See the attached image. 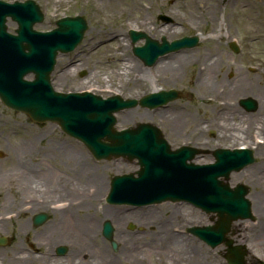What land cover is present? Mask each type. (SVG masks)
<instances>
[{
  "label": "rangeland",
  "instance_id": "374dc122",
  "mask_svg": "<svg viewBox=\"0 0 264 264\" xmlns=\"http://www.w3.org/2000/svg\"><path fill=\"white\" fill-rule=\"evenodd\" d=\"M118 1L120 4L122 3L126 6L132 0ZM136 1H138L139 5L141 2L143 3L144 11L142 13L140 11H136V13H134V15H132L130 18L131 20H135V18L139 19L142 15L146 16L147 19L145 20L148 26L143 29L146 33H155V31L160 28L164 22L158 20V17L162 15L161 13H163V15L167 14V10L169 11L170 6L173 8V11L170 12L171 16L168 14L167 15L172 18V23L168 24H172L173 26H176V29L180 30V32L175 34L176 36L170 40H174L175 38H180L185 35H199L200 41L196 47L186 49L191 52L192 61L189 67L186 68L185 72H180L179 76L174 75L172 77L164 78L162 76H158L157 74V76H154L150 74L149 71H147L148 77L152 81L151 83L157 85L160 88L159 90H179L181 93V97L179 99L169 102L167 105L159 108L150 109L140 105L137 107L128 108L132 110H136L135 108H137L139 112L143 113L146 111H163L164 109H167L168 114L163 118L161 116H155L153 118L147 119H142L133 115L132 118H129L127 122L121 123L117 117V114L123 111L121 110L115 114V127L116 129H122L136 125L140 122L152 123L161 130L163 136L167 139V141H169V143L172 144V146L179 147L183 144H187L192 147L195 146L200 148L201 153L198 154L194 159L195 163H209L214 160L213 150L217 149L218 147H234L240 143V141L238 142L237 139L235 140L232 137H226V139L221 140L218 139L216 115L219 116L218 114H220V112H223L224 110L228 111V108H230L228 104L223 105L225 104L224 102L230 103L231 106H236L238 98L242 95L238 93L235 96L229 94V96H223L222 100L220 98L221 95L228 93L227 91H229V88L232 86V80L238 75L237 72L243 71L246 78L245 71L250 74L248 65L251 61L264 62V0H172L173 3L170 0ZM44 3L46 4V0H44ZM64 13L70 14L72 16L76 13L82 15L88 22V29L85 33L84 39L75 50L68 53L58 54L57 63L51 75L52 84L56 90L63 92L77 91L82 90L80 87L95 83L97 86L109 84L112 86L111 88L117 89L118 92L112 90L111 88L105 90L103 88L97 87L96 85L95 87L88 89L94 94L100 95L104 98L118 94L124 99H139L143 95L150 93L149 91L139 96H131L129 93L125 92L134 85L131 83H126L127 77H125L123 72L127 70L128 61H121V59L131 56L140 61V66H146L143 61L133 52V47L144 44V40L140 39L136 42H133L130 36V30L132 29L125 30L126 35H128L131 39L130 41L132 46L126 50L124 55H122V49L118 50L119 54L116 56L118 61H113L114 59L112 57V53L113 50H115L114 46L115 42L118 40L117 38L122 34L119 29H121V26L127 20L128 15L126 13L115 10L112 7L110 0H62L60 3H56L55 1L51 0V5L48 9H45L44 21L42 23H37L35 28L38 30H46L48 28L55 27L56 21L61 18ZM174 13H177V15ZM137 23H139V21H137ZM149 23H151L152 26H155V29L153 27L152 29H149ZM16 27V23L9 19L8 29L11 32H14ZM116 30H119V32L116 33V36L118 37L112 40L115 38V35H110L109 32L112 33ZM162 36L164 35H156V38H161ZM232 39H237V41L240 43L242 49L240 53H235L231 49L229 43L232 41ZM198 54L201 55L199 58L214 56V59H219L222 57L225 60L220 61V66L215 68V75L213 73V76L209 78L211 87L216 85L217 91L214 93L218 94L217 99H214L212 96H210V94H207L206 97H203L201 94H199L200 88L197 84V80L200 75H204V72L201 70V61H197L195 59V56ZM61 59H63V61H61ZM71 63L80 65V68L74 70L73 76L64 79L57 78L60 77L61 71L65 65ZM117 65H119L120 72H122V78L119 76H112V78H110L111 80H109V75L112 74V70H115ZM31 77H33V75H31ZM255 80L262 86L263 83L259 81L258 78ZM151 83H148V85ZM135 90L141 91V88H136ZM179 111H184L187 113V118L185 120L186 123H184L180 129L176 131H170V128H168L167 125H169L170 121L174 117L173 113H177ZM49 126H55V133L48 131ZM198 133L202 134L200 142L196 140V135ZM55 148H60V150L66 149L69 151L74 150V152L79 153L82 158L86 156L89 163H91L93 167H102V169L99 170V173H101L103 180L108 184L109 189L107 190V194L110 191L111 179L114 175L134 172L139 169L138 161L136 159L128 160L123 157H111L109 159L95 158L82 141L67 134L65 131H63L58 123L53 121L35 122L27 113L7 107L0 99L1 213L4 214L5 212L17 209L18 204L22 203V185L18 183V179H20V176L22 175L30 174V172L28 174L26 173L27 169L25 170L22 168L23 165H29L32 167V169L34 168L45 171L43 174L42 172H34L32 175H30V184L33 187L38 186L43 190H48V184L50 181L52 183L55 182L60 184H64L68 181L74 182L75 186L80 188V191H83L84 195H87V193L90 196L92 195L95 190V183L90 180V176L93 173L95 174L96 171L94 170L92 171L93 173L80 175L78 171L81 170V167H74L73 163L68 162L65 155L57 152ZM26 150H28L27 155H24L26 158H22L21 155L24 154ZM256 161L253 164H250V166H253L259 160L257 162ZM119 166H122L123 168H120ZM124 166H128V168H124ZM240 172L241 171H239V173ZM47 178L49 183L47 182ZM228 182L231 186H236L243 183L248 189L247 195H251L252 186L250 183H247L245 179L232 180L231 175L228 179ZM54 186L55 185L50 188L51 191H49V193H44V191L41 194V197H43L42 199H45L46 203H49L45 209L35 210L33 213H30L29 211L24 215L18 216L13 222H10L11 224H9L7 228L0 232L1 235H11L13 230H16L17 225H19L21 221L30 219L32 214L47 212L49 214V220L44 225L39 227H34L31 225L28 233L31 236L42 231L46 236H49L51 231L45 232L43 230L46 228L49 229L55 227L56 225L54 220L58 217L56 216L57 214L55 215L53 212V210H55L53 204L55 201H58L59 199H65L72 203L71 205L73 206H79V204L81 205L83 203L81 202L82 198L80 195L67 196L63 194L64 196L55 197V190L58 191L59 188H54ZM11 188H15L18 191L16 194V198L18 200L15 204L16 206L11 204L13 201L11 198H9L11 195ZM107 194L105 196L101 194L99 199L100 201L97 200V202H94L95 204H98L99 210L98 212L95 211L93 213V224L90 222L91 226L94 225L95 228L92 234L94 238L84 239V241L79 239L77 242L81 243V246H74L70 240L65 238L67 242H65V244H60L68 247L65 257H51L52 260H59L60 258V260L63 261L65 258L70 263L73 258L79 257L78 253H75V249H80L82 251L84 250L85 253L91 256L93 259L92 264H96L94 256L96 255L97 257L100 250L108 252L107 254H111V257L115 258L117 255H121L118 253H124L126 250H130L126 246V249L122 251L125 243L129 242L130 236L135 239V236H138V231H146L145 225L139 224L135 219L134 221L133 219H125L124 217L123 219L104 215L102 207L111 205L106 200ZM5 201L6 203L4 204ZM249 201L251 205V216L246 219L239 218L233 221L232 230L228 234V237L231 239L233 246H241L245 251V264H263L264 257L260 255L256 257L254 255L253 258L250 254H252L254 250L252 249L251 245L242 237L241 230L244 232H249L248 228H250L253 223L264 219L260 212L258 216L256 215L257 217L254 216L252 212V203L254 201H252L251 198H249ZM27 202L34 204L32 199H27ZM164 202L180 205L187 204V206H190L191 209L195 211L193 214L191 213L186 216V219L191 218L192 221L195 222H193L192 225L190 224L183 226L181 217L171 218L169 221L165 222L168 233L173 232L174 234L183 235L185 237L186 244L191 242V244H187V246H189L188 255H191L192 257L194 253L199 255V260L205 264H209L210 262L213 263L214 261L212 259H214V256L217 258V262L215 261L214 263L219 264V262H221V264H232L227 258V244L223 243L213 248L205 241H202L200 238L188 231L191 226L213 224L215 220L218 219L216 214H208L198 207L185 201ZM161 203H155L151 205L157 206ZM6 204H11L12 206L4 208L3 206ZM112 206L120 207V204H112ZM126 206L131 205L127 204ZM60 209L62 208H57L56 210ZM84 211L85 209L82 208L79 211H76V216L83 217ZM195 213L200 214L199 216H201V218L204 220L202 222L197 220L194 217ZM156 215L159 216L156 219L158 225L162 224L160 222L161 220L167 219L165 217L171 216L170 213H158ZM199 216L196 215L197 218ZM106 220L111 221L115 228L116 232L114 237L118 244V250H113L111 243L106 240L102 234V225ZM152 222L153 221H151V223ZM242 223L245 224L244 228L247 229L238 230V227ZM151 228L152 230L157 229L155 226H152ZM118 230H126L129 233V238L127 236L117 235ZM126 238H128V240ZM168 238L169 236L167 235L166 240ZM49 240L51 242L48 244L45 242V245L37 247V244L34 241L26 240L25 242H22V239L18 238L17 241L10 240L8 244L1 246V249H14L17 244L20 246L24 245L30 250H38L39 252H44L46 250L52 251L55 247L52 236L49 238ZM137 240L138 239H135L136 243ZM139 240H143L145 243L152 244L151 246H153L154 249L156 248V245L160 246L161 244L164 246L165 248L162 249L163 251L160 250L158 253L161 255H168L170 261L176 260L179 264H186V261H189L191 264V262L194 261V257L192 261L189 259L186 260L184 258V254H187L185 249L186 244L184 243L183 245H180L181 239L178 241H176V239L174 241H172V239L166 241L158 236L159 242L154 243L151 235H147L139 238ZM57 247L58 246H56V248ZM144 251H147V249L144 248ZM51 253L52 252H50V254ZM153 253L157 254L156 252ZM143 256L144 260H142V262L147 264H161L154 260V256H152V261H148V257L146 255ZM82 257L83 255L80 256V258ZM165 258L163 259L165 260ZM34 263L40 264V262L37 260H34Z\"/></svg>",
  "mask_w": 264,
  "mask_h": 264
},
{
  "label": "water",
  "instance_id": "95a60500",
  "mask_svg": "<svg viewBox=\"0 0 264 264\" xmlns=\"http://www.w3.org/2000/svg\"><path fill=\"white\" fill-rule=\"evenodd\" d=\"M18 23L16 33H10L7 17ZM43 14L32 6L0 1V98L5 105L28 113L35 121L58 122L64 131L82 140L97 159L125 156L139 160L135 173L116 175L112 179L107 200L110 203L149 204L164 200L188 201L208 213H217L214 225L194 226L190 232L212 247L225 242L229 260L244 264V252L232 246L227 233L232 222L251 216L247 187H231L221 177L229 178L254 159L248 149L218 148L215 162L188 163L199 152L192 147L172 150L158 127L140 123L133 128L116 130L114 112L137 106L157 107L176 99L178 91H160L137 99L112 96L107 99L90 92H60L51 83V72L58 52L73 50L83 39L87 23L83 17L65 18L51 31H38L34 24ZM133 41L142 34L131 32ZM198 37H184L169 43L148 39L144 46L134 47V53L147 65H153L159 55L182 47H192ZM30 73L33 80L25 79ZM105 139L107 141H105ZM47 219L46 213L35 216V224ZM104 235L111 239L113 226L104 223ZM113 247L117 243L112 241ZM65 252L66 248H61Z\"/></svg>",
  "mask_w": 264,
  "mask_h": 264
},
{
  "label": "bare ground",
  "instance_id": "6f19581e",
  "mask_svg": "<svg viewBox=\"0 0 264 264\" xmlns=\"http://www.w3.org/2000/svg\"><path fill=\"white\" fill-rule=\"evenodd\" d=\"M110 1L112 4V7L115 10L121 11L122 13H126L129 17V18L127 17V20L125 21V23H123V25L121 26V29H119L122 32V34L119 35L120 38L116 36V33L119 32V30H116L112 33L109 32L110 35H113V34L115 35V38H113L112 40L118 37L117 38L118 40L115 42V46H114L115 50H113V53H112L113 54L112 57L114 59L113 61L117 62L118 59H116V56L119 54L118 50L122 49L123 51L122 55H124L126 50H128V48L132 46V43L130 41L131 39L128 35H126L125 30L127 29L141 30V29H145V27H147L148 25L145 20L147 19L146 16L142 15L139 19L135 18V20H131L130 18L132 15H134V13H136V11L138 12L140 11L141 13L144 11L143 9L144 5L142 2L139 5L138 1L132 0L129 4L125 6L122 3L120 4L118 0H110ZM169 8L170 9L168 12H172L173 11L172 7L169 6ZM174 14L177 15V13H174ZM137 21H139V23H137ZM149 29H152L151 23H149ZM178 32H180V30L176 29V26H173L172 24L162 23L160 28L157 29L155 33L150 32V33H147L146 35L148 36V39H155L156 35L157 36L164 35V37L167 40H170L174 38L176 36L175 34H177ZM200 56L201 55L199 54L195 56V59L197 61H201L200 63V66L202 67L201 70L204 72V75H200V77L197 80V84L199 85V88H200L199 94H201V96L203 97H206L207 94H210V96H212L214 99H217L218 94L214 93L215 91H217L216 85L211 87V82L209 81V78L213 76V73L215 72V68L217 66H220L221 64L220 61H225V60L222 57H220L219 59L215 57L216 59H214V56L199 58ZM61 61H63V59H61ZM121 61H128L127 70L123 72V74L125 75V77H127L126 83L127 84L131 83L134 85L132 88H129V90L125 92L129 93L131 96H139L149 91L157 92L160 89L157 85H154L151 83L152 81L149 79L147 71H149V73L154 76L158 75L164 78L172 77L174 75L179 76L180 72H185L186 68L189 67L192 60H191V52L189 50H186V48H184L177 53H168L165 56L160 57L156 61L155 65L151 67L140 66V61H138L136 58H133L131 56L122 58ZM77 68H80V65L76 63L65 65V67L61 71L60 77H57V78L64 79V78L72 77L74 70ZM115 68H116L115 70H112V74L109 75L108 77L109 80H111L110 78H112V76L113 77L119 76L122 78V75H121L122 72H120L119 65H117ZM237 73L238 75L235 77V79L232 80V83H231L232 86L231 88H229V91H227L228 93L227 94L223 93L225 95L220 96L221 100L223 99V96H229V94L235 96L237 93L238 94H240L241 92L245 93L247 90H249V88H251L252 93H255L253 90V80H251L248 77L243 78L242 71H239ZM259 78L261 81H263V85H264V73L259 75ZM148 83H151V84L148 85ZM95 85L97 86V84L95 83L89 84L88 86L80 87V89L81 88L91 89L92 87H95ZM97 87L108 90L112 86L109 84L108 85L104 84V85L97 86ZM136 88H141V91L140 90L136 91L135 90ZM217 88H218V85H217ZM111 89L118 92L117 89H113V88ZM261 90L262 92H264V89H261ZM262 92H260L259 95L257 94V96H260L262 98V96L264 95V93L262 94ZM224 103L225 104L223 105L228 104L230 108H228V111L224 110L223 112H220V114H218L219 116L216 115V126L218 127V139L221 140V139H226V137L228 138L232 137L235 140L237 139L238 142L240 141V146L251 143L250 142V139H251L250 130L254 126L257 127L256 119L249 115L241 114V111H239L234 105L231 106L230 103H227V102H224ZM135 109L136 110H132V109L123 110L122 112L117 114L118 120H120L121 123H125L129 120V118H132L133 115L138 116L139 118H142V119H147V118H153L155 116H159V117L161 116L163 118L164 116L168 114L167 109H164L163 111H157V110L146 111L144 113L139 112L137 108ZM173 116L174 117L170 121L169 125H167L168 128H170V131H174V130L176 131L180 129L181 126L184 125V123H186L185 120L187 118V113L184 111H179L177 113L174 112ZM48 131H50L51 133H55V126H49ZM196 136H197L196 140L200 142L202 138V134L198 133ZM170 145L172 146V144ZM55 149L57 152H60L62 155H65L68 162L73 163L74 167H81V170L78 171L80 175L90 174V173H93L92 171L94 170L96 171L95 174L93 173L90 176L91 177L90 180H92V182L95 183V190L91 196L88 193L87 195H84L83 191H80V188L76 187L74 182H68V181L64 184L55 183V182L52 183L51 181L49 183L48 178H47V182L49 183L48 190L47 189L43 190L41 187H38V186L33 187L30 184L31 183L30 175H32V173L34 172H37V173L42 172L43 174L45 171H41L40 169L38 170L34 168L32 169V167H30L29 165H23L22 168H24L25 170L27 169L28 171L26 170V173L28 174L30 172V174L29 175L25 174V175L20 176L21 178L18 179V183L22 185V190H24L23 198L32 199L34 203L30 212H35V210L45 209L49 205V203H46L45 199H42L43 197H41L42 196L41 194L44 191H45L44 193H49V191H51L50 188L53 185H55L54 188H59L58 191L55 190V197L64 196L63 194L67 196L68 195L69 196H75V195L79 196L80 195L82 198L81 202H83L81 205L79 204V206H73L71 205L72 203H69V205H66V207L63 206L62 209L60 210H53L54 214L55 215L57 214L56 216L58 217L54 220V223L56 225L55 227H52L49 229L46 228L43 231L45 232L51 231L50 235L47 236V238L49 240V238L52 236L53 244L55 246L58 244H64L65 242H67L66 239L70 240V242H72L74 246H81L82 244L77 242L79 239L84 241V239L94 238L92 234L95 228H94V225L91 226V224H93L94 222L93 213L95 211L96 212L99 211L98 204L97 203L95 204L94 202L95 201L97 202V200L100 199L101 194L105 196L107 194V190L109 189V187H108V184L103 180L101 173H99V170L102 169V167H99V166L93 167L91 163H89L88 158L86 156L82 158V156L79 155V153L74 152V150L69 151L66 149L60 150V148H55ZM27 153H28V150H26L24 154L21 155V157L26 158L25 156L27 155ZM256 153L262 155L263 158L261 157L260 161L254 164L255 166L253 165L250 167H246L244 170H240L241 171L240 173L239 171H235L231 175H232V180L245 179L247 183L251 184L252 193L248 197L251 198L252 201H254L252 203V212L254 216L256 215L258 216L260 212L264 217V147L262 148L260 147L256 151ZM126 167L128 168V166H124V168ZM120 168H123V167L121 166ZM11 189L13 191H16L15 188H11ZM34 196H37V197H34ZM63 201H65V199H59L58 201H55V202L57 203V202H63ZM81 208L85 209L83 217L82 216L77 217L76 211H79ZM102 208H103L104 215H107L108 217H119V218L124 217L125 219L137 220L139 224L145 225L146 231L137 232L138 236H135L136 237L135 239H138L137 243L135 242V239H133V237L130 236L129 242L125 243V246L122 248V251L126 249V246L130 250H126L124 253H121V252L118 253L121 255H117L115 258H112L111 254H107L108 252L100 250L97 257L96 255L94 256L96 264H147L145 262H142V260H144L143 255H146L148 257V261H152V256H154V260L157 261V263L179 264L176 260L170 261V258H168V255H161L158 253V251L160 250L163 251L162 249L165 248L160 243H159L160 246L156 245V248L154 249L153 246H151L152 244L145 243L143 240H139V238H142L143 236L151 235L152 240L154 241V243H156V242H159L158 236L162 238L163 240H166V236L168 235L169 238L167 240L172 239V241H174L176 239V241H178L181 239L180 245H183L184 243L186 244L185 237L183 235L174 234L173 232L168 233L165 222L169 221L171 218L181 217L183 226H187L190 224L192 225L194 221H192L191 218L186 219L187 215L191 213L193 214L195 212L193 209H191L190 206H187V204L180 205V204H172L170 202H164L157 206L156 205H145L141 207H136V206L120 205V207H118V206L110 205V206H103ZM158 213H170L171 216L165 217L167 219L161 220L160 222L162 224L158 225L156 222V219L159 217L158 215H156ZM196 215L199 216L200 214L198 213L194 214V217L197 220H200V222L204 220L201 218V216L197 218ZM151 221L153 222L151 223ZM8 225H9V221H2L0 223V229H2L3 227L7 228ZM152 226H155L157 229L152 230L151 228ZM244 226L245 224L243 223L240 224V226L238 227V230L247 229V228H244ZM29 228H30L29 221L28 220L22 221V223L20 224V231L21 230L27 231ZM248 230L250 233L248 231L246 232H244L243 230L241 231H242L243 239L246 240L251 245L252 249L254 250L252 254L250 255L253 258H254V255L256 257H258L259 255L264 257V219H262L261 221L258 220L255 223H253V225L250 228H248ZM38 234H39L38 235L39 238L45 237V234L42 231L39 232ZM95 234H96V231H95ZM128 234L129 233L126 230L117 231V235L127 236L129 238ZM128 238L126 239L128 240ZM32 240L37 244V247H39L41 244L44 243L42 241H39L37 237L35 238V236ZM42 240L44 241L45 239H42ZM49 242L51 241L49 240ZM187 244H191V242H188ZM187 244L185 247L187 254H184V258L186 260L189 259L192 261L194 257L193 259L194 261L191 262V264H205L199 260L200 258L199 255L195 253L193 257L191 255H188L189 246H187ZM21 248L25 249L24 247H21L20 245L16 244L15 249L17 253L21 251ZM144 248H146L147 251H144ZM49 252L50 251L47 250V252H43L42 254L37 255L38 257H36V255L34 254H26V255L23 254L22 255V253L19 256L20 257H31V259L39 258L42 264H61V263H64V264L65 263L66 264H92V260H93L91 256H89V254L85 253L84 250L82 251L80 249H75V253L76 252L78 253L79 259L73 258L70 263L65 258L63 261H61L60 258L59 260L58 259L52 260L51 259L52 256L50 255ZM153 252H156L157 254ZM81 255H83L82 258H80ZM163 258H165V260ZM214 259L212 260L214 262L215 261L217 262L216 256H214ZM13 261H15V256H13L10 259L11 263H13ZM214 262L213 263L210 262L209 264H217ZM185 263L190 264L189 261H186ZM219 264H221V262H219Z\"/></svg>",
  "mask_w": 264,
  "mask_h": 264
},
{
  "label": "flooded vegetation",
  "instance_id": "af4514ba",
  "mask_svg": "<svg viewBox=\"0 0 264 264\" xmlns=\"http://www.w3.org/2000/svg\"><path fill=\"white\" fill-rule=\"evenodd\" d=\"M4 1H8V2H27L29 0H4ZM33 2V4L39 6L41 8V10L43 11L44 15H45V9H48L49 6L51 5V0H46V4L44 3V0H31ZM55 1L56 3H60L62 2V0H53ZM78 14V13H76ZM75 14V15H76ZM64 16H72L70 14H67V13H64ZM244 52V51H243ZM249 67V71H250V74L247 73L245 71V74H246V77L250 78L251 80H253V90L254 92L256 93H252L251 92V88H249V90H247L245 93L244 92H241L240 94L241 97L238 98V102L236 104V108L241 111V114H246V115H249L253 118L256 119V124H257V127H252V129L250 130V142H251V146L253 147V150H254V154H255V157L256 159H261V157L263 158L262 155L260 154H257L256 151L261 147H264V95L262 96V98L260 96H257V94L259 95L260 92H262L261 89H264V85L262 84V86L260 85V83L256 82V78H258L259 81L260 78H259V75H261L262 73H264V62H260V61H251L250 64L248 65ZM242 75L243 77L245 78V75H244V72L242 71ZM263 83V81H261ZM264 92H262L263 94ZM253 99L256 101V108L255 109H252V110H248L247 107L242 104L243 100H246V99ZM240 114V112H239ZM259 132V133H258ZM259 135V137H258ZM253 141V142H252ZM23 191L22 190V203L21 204H18V208L17 209H13L11 211H8V212H5V214H15V218L14 219H8V220H5V219H2V214L0 212V223L2 221H9V224H11L10 222H13L18 216L20 215H24L26 213H28L31 209H28L27 207L30 206V204L32 203H29L27 202V199L26 198H23ZM18 193V191H12V189H10V196L9 198L12 199L13 202H11V204L15 205L16 202L18 201L17 198H16V194ZM25 196V195H24ZM7 200V199H6ZM1 203V202H0ZM6 203V201L4 202V204ZM11 204H6L5 206H3L4 208H8V207H11L12 205ZM16 206V205H15ZM22 210V211H21ZM32 213V212H30ZM33 216L34 214H32L31 218L28 219L29 221V224L30 226L32 225L33 226ZM27 221V220H26ZM22 223V221L20 222V224ZM20 224L17 225L16 227V230H13V232L10 234H8V242L10 240H16L18 238H21L22 239V242H25L26 240L27 241H33L32 239L37 237V239L39 241H42L44 242L43 244H41L39 247L45 245V242L46 244L49 243V240L47 238V236L45 235L44 238H39L38 235L39 234H35V235H31L28 233L29 229L27 231L25 230H21L20 231ZM8 227V226H7ZM6 227H3L2 229H0V232L2 230H4ZM24 235V236H23ZM0 237H2L1 233H0ZM25 238V239H24ZM42 239H45L44 241ZM1 244H0V264H39V263H34V260H37L40 262V264H42V262L39 260V258H32L31 257H20L19 255H26V254H34L36 255V257H38L37 255H40L42 254L43 252H39L38 250H30L28 248H26V246H22L21 247H24L25 249L21 248V251L19 253H17L16 249H9V250H5V249H1ZM56 246H59L56 245ZM56 246L54 247V249L51 251L49 250L50 252H52L50 255L55 258V257H61L59 254H58V250L56 248ZM44 252H47L44 251ZM49 252V253H50ZM15 256V261H13V263L10 262V259Z\"/></svg>",
  "mask_w": 264,
  "mask_h": 264
}]
</instances>
